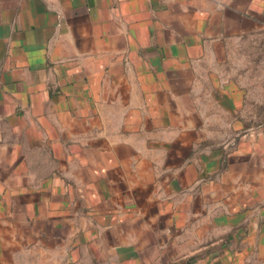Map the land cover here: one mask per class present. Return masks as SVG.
<instances>
[{
	"label": "crops",
	"instance_id": "crops-1",
	"mask_svg": "<svg viewBox=\"0 0 264 264\" xmlns=\"http://www.w3.org/2000/svg\"><path fill=\"white\" fill-rule=\"evenodd\" d=\"M257 38L264 0H0V264H264Z\"/></svg>",
	"mask_w": 264,
	"mask_h": 264
},
{
	"label": "rangeland",
	"instance_id": "rangeland-1",
	"mask_svg": "<svg viewBox=\"0 0 264 264\" xmlns=\"http://www.w3.org/2000/svg\"><path fill=\"white\" fill-rule=\"evenodd\" d=\"M247 50L251 51L250 61L243 57H240V66H246L248 73L241 71L240 76H246L251 83L250 95L252 101H260L264 99V55H260L261 41L260 39L252 40L249 46H246ZM244 70V68H242Z\"/></svg>",
	"mask_w": 264,
	"mask_h": 264
}]
</instances>
